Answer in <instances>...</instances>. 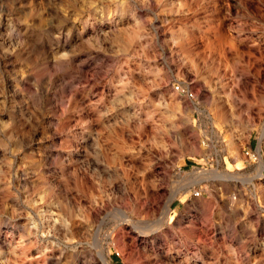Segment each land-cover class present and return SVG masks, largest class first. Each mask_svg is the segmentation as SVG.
Here are the masks:
<instances>
[{
  "label": "rangeland",
  "instance_id": "rangeland-1",
  "mask_svg": "<svg viewBox=\"0 0 264 264\" xmlns=\"http://www.w3.org/2000/svg\"><path fill=\"white\" fill-rule=\"evenodd\" d=\"M104 261L264 264V0H0V264Z\"/></svg>",
  "mask_w": 264,
  "mask_h": 264
},
{
  "label": "built area",
  "instance_id": "built-area-1",
  "mask_svg": "<svg viewBox=\"0 0 264 264\" xmlns=\"http://www.w3.org/2000/svg\"><path fill=\"white\" fill-rule=\"evenodd\" d=\"M174 89L178 91L180 94H183L185 96L192 97L193 95L190 89L186 85L182 84L181 82L176 83L174 86ZM246 155L252 160L257 159V154H255L254 152L249 153V151H246ZM196 195L198 196L199 192H196Z\"/></svg>",
  "mask_w": 264,
  "mask_h": 264
},
{
  "label": "bare ground",
  "instance_id": "bare-ground-1",
  "mask_svg": "<svg viewBox=\"0 0 264 264\" xmlns=\"http://www.w3.org/2000/svg\"><path fill=\"white\" fill-rule=\"evenodd\" d=\"M259 164L262 165L261 160L259 161ZM118 215L120 216V218H121L120 221L123 224H127L128 226L133 228L132 220L127 216V214L125 212H123L122 210H118ZM161 222H163V221H160V224H161ZM104 264H110V263L108 261H104Z\"/></svg>",
  "mask_w": 264,
  "mask_h": 264
}]
</instances>
